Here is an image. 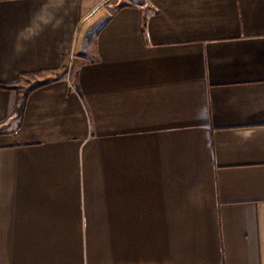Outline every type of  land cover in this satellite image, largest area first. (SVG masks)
I'll return each mask as SVG.
<instances>
[{
    "label": "crops",
    "instance_id": "0c3cea01",
    "mask_svg": "<svg viewBox=\"0 0 264 264\" xmlns=\"http://www.w3.org/2000/svg\"><path fill=\"white\" fill-rule=\"evenodd\" d=\"M100 2L0 0V264H264V0Z\"/></svg>",
    "mask_w": 264,
    "mask_h": 264
},
{
    "label": "rangeland",
    "instance_id": "374dc122",
    "mask_svg": "<svg viewBox=\"0 0 264 264\" xmlns=\"http://www.w3.org/2000/svg\"><path fill=\"white\" fill-rule=\"evenodd\" d=\"M136 1V2H135ZM101 0V2L96 6L93 7L91 12H89L86 17L83 19L82 25L84 26V34L82 38V48L85 49L88 44L92 41L94 34L100 27L102 21L111 14L114 8H116L119 4L120 5H135L141 4L143 0ZM86 37L87 40H86ZM82 49V50H83ZM83 53V52H82ZM72 62V60H71ZM72 64V63H71ZM37 82L31 81L30 85L33 86ZM27 87L24 89L17 90V95L19 98L24 94Z\"/></svg>",
    "mask_w": 264,
    "mask_h": 264
},
{
    "label": "trees",
    "instance_id": "16d2710c",
    "mask_svg": "<svg viewBox=\"0 0 264 264\" xmlns=\"http://www.w3.org/2000/svg\"><path fill=\"white\" fill-rule=\"evenodd\" d=\"M1 87H7V86L1 85Z\"/></svg>",
    "mask_w": 264,
    "mask_h": 264
},
{
    "label": "built area",
    "instance_id": "2783aa9c",
    "mask_svg": "<svg viewBox=\"0 0 264 264\" xmlns=\"http://www.w3.org/2000/svg\"><path fill=\"white\" fill-rule=\"evenodd\" d=\"M135 1V0H134ZM136 2V1H135ZM135 5H140V4H135Z\"/></svg>",
    "mask_w": 264,
    "mask_h": 264
},
{
    "label": "bare ground",
    "instance_id": "6f19581e",
    "mask_svg": "<svg viewBox=\"0 0 264 264\" xmlns=\"http://www.w3.org/2000/svg\"><path fill=\"white\" fill-rule=\"evenodd\" d=\"M88 37H86V40H87Z\"/></svg>",
    "mask_w": 264,
    "mask_h": 264
}]
</instances>
